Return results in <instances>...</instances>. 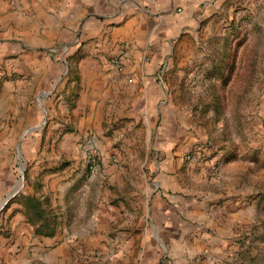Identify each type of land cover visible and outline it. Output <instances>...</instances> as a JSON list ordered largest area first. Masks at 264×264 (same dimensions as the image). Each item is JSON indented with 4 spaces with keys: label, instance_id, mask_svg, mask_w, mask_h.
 Instances as JSON below:
<instances>
[{
    "label": "rangeland",
    "instance_id": "1",
    "mask_svg": "<svg viewBox=\"0 0 264 264\" xmlns=\"http://www.w3.org/2000/svg\"><path fill=\"white\" fill-rule=\"evenodd\" d=\"M223 16L222 25L200 33L198 45L183 40L188 33L179 36L149 71L154 86L148 95L105 97L92 78L89 70L98 67L127 76L121 51L91 65L83 61L88 38L50 44L47 54L56 65L50 77L21 90L19 111L8 121L16 135L0 156L6 159L0 264H202L205 252L188 263L179 240L153 238L159 243L154 252L142 240L141 227L154 222L157 199L170 203L167 211L188 227H199L189 211L199 212L202 232L213 205L241 200L247 208L238 248L214 264H264V0H230ZM5 69L0 84L25 76ZM92 137L96 143L88 150ZM5 143L0 139V152ZM213 160L218 171L211 169ZM176 177L194 192L163 183ZM30 197L39 199V209ZM19 212L33 233L14 251L31 254L14 262L8 248L18 234L10 220ZM46 221L54 234L38 232L46 231ZM186 241L194 243V236L185 247Z\"/></svg>",
    "mask_w": 264,
    "mask_h": 264
},
{
    "label": "crops",
    "instance_id": "2",
    "mask_svg": "<svg viewBox=\"0 0 264 264\" xmlns=\"http://www.w3.org/2000/svg\"><path fill=\"white\" fill-rule=\"evenodd\" d=\"M229 1L0 0V68L5 66L8 74L11 70L25 73L20 81H4L0 84L2 147L6 142L0 156L8 149L16 135L14 127H9L8 121L12 112L19 111V103L24 98L21 90L30 86L34 80L50 77L56 65L47 54L50 44L55 40L71 45L74 41L79 42L88 38L89 41L83 46L85 48L83 52L86 54L83 61L91 65L108 62V58L121 51L122 58L129 64L127 76L114 69L101 70L98 67L89 70L92 78L103 89L105 97L113 93L115 97L123 94L126 98L137 94L148 95L154 86L152 77L148 75L149 71L164 61V55L179 36L188 33L182 36L183 40L195 39L198 45L202 31L212 32V25L215 22L218 26L222 25L225 20L223 12ZM115 16L119 18L116 19ZM117 20H120L117 25H111V22ZM73 35L78 37L71 41ZM77 46L79 43L75 47ZM151 55H154L153 58H149ZM107 66L106 64L105 67ZM129 76L132 80L128 79ZM93 94L92 96H97V92ZM14 101L18 102L13 105ZM5 161V158L0 157V192L5 185L3 180V175L6 174V172L3 174L6 169ZM163 183L166 186L178 184L186 194L194 192L190 184H180L177 177L172 181L164 180ZM181 198L190 203L189 196L185 197L183 194ZM204 206L199 205L198 208ZM214 206L211 208L213 212L209 227L202 232L203 223L200 219L203 215L199 212L189 211L190 218L197 221L199 227H194L193 224L188 227V221L182 218L175 219L174 212L167 211L172 207L170 203L168 206L157 199L151 207L155 214L154 222L150 225L143 223L141 227L142 240L150 243L152 252L159 247L158 241L153 243V238L179 240L177 245L181 248V255L185 256V261L195 262L197 253L204 251L202 264H214L218 256H227L238 248L236 239L240 237L238 233L243 227L247 208L241 200H228L222 207L218 206L216 209ZM10 221L12 229L17 231L18 239L16 244L8 248L13 252L9 254L13 256L14 262L24 261V257L31 253L22 250L21 253L15 254L14 250L19 249L20 239L29 240L32 237L33 226L20 212ZM193 236L194 243L186 241L185 247L183 242L192 239ZM22 254L23 259L20 258ZM174 263L181 264L182 261L175 260Z\"/></svg>",
    "mask_w": 264,
    "mask_h": 264
},
{
    "label": "built area",
    "instance_id": "3",
    "mask_svg": "<svg viewBox=\"0 0 264 264\" xmlns=\"http://www.w3.org/2000/svg\"><path fill=\"white\" fill-rule=\"evenodd\" d=\"M88 142L90 143L88 150L92 148V144L94 145L95 142V137H92L88 140ZM189 158L192 159V154L188 155ZM90 168L92 169L93 172H95L96 170H98V166H97V161H96V156L94 157V155L91 153L90 155ZM211 169H213L214 171H218L219 170V165L218 163L213 160V162L211 163Z\"/></svg>",
    "mask_w": 264,
    "mask_h": 264
},
{
    "label": "trees",
    "instance_id": "4",
    "mask_svg": "<svg viewBox=\"0 0 264 264\" xmlns=\"http://www.w3.org/2000/svg\"><path fill=\"white\" fill-rule=\"evenodd\" d=\"M30 200L32 202L33 207H35L36 209H39V205H40L39 199L37 200L35 197H30ZM34 201L36 203H34ZM40 212H41L40 215H43V212L42 211H40ZM45 228H47L46 231H43V229H37V230H38V232H43V233L49 234V235L54 234L55 228L53 227L51 229L47 221L45 223Z\"/></svg>",
    "mask_w": 264,
    "mask_h": 264
}]
</instances>
